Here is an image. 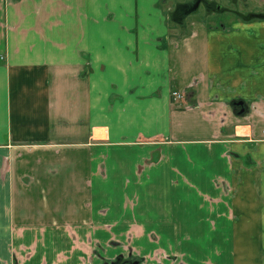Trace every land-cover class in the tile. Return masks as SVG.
<instances>
[{
  "label": "crops",
  "instance_id": "0c3cea01",
  "mask_svg": "<svg viewBox=\"0 0 264 264\" xmlns=\"http://www.w3.org/2000/svg\"><path fill=\"white\" fill-rule=\"evenodd\" d=\"M231 1L227 27L183 28L176 0H0V264H104L214 223L227 251L224 227L257 226L264 19L242 17L264 0Z\"/></svg>",
  "mask_w": 264,
  "mask_h": 264
},
{
  "label": "rangeland",
  "instance_id": "374dc122",
  "mask_svg": "<svg viewBox=\"0 0 264 264\" xmlns=\"http://www.w3.org/2000/svg\"><path fill=\"white\" fill-rule=\"evenodd\" d=\"M192 1V0H191ZM216 1V0H215ZM214 1V2H215ZM177 3H174L173 7H170V9L167 10L166 14L168 15V23L172 27H178L177 25L173 24L170 19L171 13L174 11L175 7L178 5V3L181 2H190V0H176ZM208 2V1H207ZM217 2H219L217 0ZM219 4L227 9L223 12H211L208 13L205 11L203 5H200L198 10L189 15L182 25L183 28L185 25H188L190 21H193L195 19L204 20L205 22H208L215 26H228L232 18L234 17V13H232L230 10L234 11H243V13H246L247 8L245 9L244 6L242 7L240 3L235 5L232 3L231 0H223L219 2ZM180 26V27H182ZM179 27V28H180ZM237 109V107H234ZM235 109V110H236ZM234 112L236 113V111ZM263 181V180H261ZM259 180V182H261ZM230 189H227L225 192V207H226V216L228 215L229 218L232 217V212H229L230 210V204L228 199H233L235 196H230L229 193ZM229 193V194H228ZM260 205H263L264 201L262 197H260ZM257 226L250 228L249 231L247 229L241 230V228H234L232 226L224 227L225 229L220 232V235H223L225 237L226 241V250H224V247L219 242L215 245L210 244L209 239H207V232L216 231L219 234V225L216 226L215 223L211 226V229L207 227H199L194 228V230L197 233H201V235H198L196 237H193V240L196 242L192 243L189 241L187 242H179L176 244H166V245H158L151 244V245H139L138 247L133 245L126 244L124 251L128 258L131 259L129 261H137L139 260V264H165L164 260L167 261L168 264H234L237 260H233L232 257L234 254H229L228 251L230 249L235 248L236 254H237V247L238 244L236 242L238 237H245L247 240L248 237L251 238L252 245L248 251L244 250V254L247 256L253 255L255 253L256 255V264H264V211L259 208V212L257 214ZM260 220V221H259ZM230 221V220H228ZM254 222V221H253ZM210 238L215 239L212 235H210ZM157 240V238H156ZM192 240V238H191ZM216 240V239H215ZM215 247V248H214ZM155 248L154 252L153 249ZM211 248V252H208V250ZM220 248V250H219ZM146 251V252H144ZM152 251V252H151ZM134 255V256H130ZM142 255V256H141ZM141 256V258H138ZM144 256V257H143ZM238 256V254H237ZM118 258H116L114 261H109V263L104 264H112L114 263ZM127 259V258H126ZM232 259V260H231Z\"/></svg>",
  "mask_w": 264,
  "mask_h": 264
},
{
  "label": "water",
  "instance_id": "95a60500",
  "mask_svg": "<svg viewBox=\"0 0 264 264\" xmlns=\"http://www.w3.org/2000/svg\"><path fill=\"white\" fill-rule=\"evenodd\" d=\"M200 5H203L206 12H223L225 8L220 7L218 4L214 2H207L206 0H193L189 3L179 4L175 7L174 11L170 15V19L172 22L183 25L184 20L191 14L195 13ZM245 21H249L251 19H264V15L259 14H249L246 17H242ZM235 107H240V111L238 114H243L245 111V107L243 106V102L234 103ZM113 264V263H112ZM130 264H139L137 261H131Z\"/></svg>",
  "mask_w": 264,
  "mask_h": 264
},
{
  "label": "trees",
  "instance_id": "16d2710c",
  "mask_svg": "<svg viewBox=\"0 0 264 264\" xmlns=\"http://www.w3.org/2000/svg\"><path fill=\"white\" fill-rule=\"evenodd\" d=\"M236 109V108H235ZM131 259H128V261ZM127 260H123L120 257L113 263V264H127L128 263ZM137 262H139V260H137Z\"/></svg>",
  "mask_w": 264,
  "mask_h": 264
},
{
  "label": "built area",
  "instance_id": "2783aa9c",
  "mask_svg": "<svg viewBox=\"0 0 264 264\" xmlns=\"http://www.w3.org/2000/svg\"><path fill=\"white\" fill-rule=\"evenodd\" d=\"M171 96H172L174 99H181V96H180V94H178V93H172Z\"/></svg>",
  "mask_w": 264,
  "mask_h": 264
},
{
  "label": "flooded vegetation",
  "instance_id": "af4514ba",
  "mask_svg": "<svg viewBox=\"0 0 264 264\" xmlns=\"http://www.w3.org/2000/svg\"><path fill=\"white\" fill-rule=\"evenodd\" d=\"M120 258L122 259V257H120ZM128 259H129V258H127V259H123V260H127V261H128ZM130 262H131V261H128L127 264H130Z\"/></svg>",
  "mask_w": 264,
  "mask_h": 264
}]
</instances>
